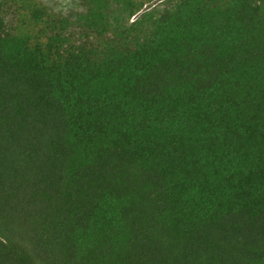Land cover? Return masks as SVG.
Listing matches in <instances>:
<instances>
[{
    "label": "trees",
    "instance_id": "1",
    "mask_svg": "<svg viewBox=\"0 0 264 264\" xmlns=\"http://www.w3.org/2000/svg\"><path fill=\"white\" fill-rule=\"evenodd\" d=\"M0 0V264H264V0Z\"/></svg>",
    "mask_w": 264,
    "mask_h": 264
},
{
    "label": "rangeland",
    "instance_id": "2",
    "mask_svg": "<svg viewBox=\"0 0 264 264\" xmlns=\"http://www.w3.org/2000/svg\"><path fill=\"white\" fill-rule=\"evenodd\" d=\"M42 4L60 14L78 13L84 10L80 0H39ZM163 1V0H162Z\"/></svg>",
    "mask_w": 264,
    "mask_h": 264
}]
</instances>
